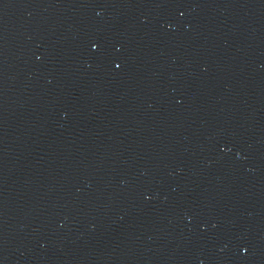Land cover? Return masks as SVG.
I'll list each match as a JSON object with an SVG mask.
<instances>
[{
	"label": "water",
	"instance_id": "water-1",
	"mask_svg": "<svg viewBox=\"0 0 264 264\" xmlns=\"http://www.w3.org/2000/svg\"><path fill=\"white\" fill-rule=\"evenodd\" d=\"M0 264H264V0H0Z\"/></svg>",
	"mask_w": 264,
	"mask_h": 264
}]
</instances>
